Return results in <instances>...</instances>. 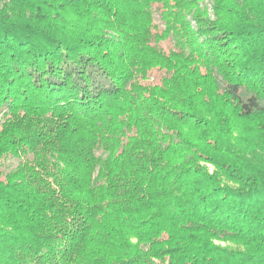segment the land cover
I'll use <instances>...</instances> for the list:
<instances>
[{"label": "trees", "instance_id": "16d2710c", "mask_svg": "<svg viewBox=\"0 0 264 264\" xmlns=\"http://www.w3.org/2000/svg\"><path fill=\"white\" fill-rule=\"evenodd\" d=\"M244 143L264 0H0V264H264Z\"/></svg>", "mask_w": 264, "mask_h": 264}, {"label": "rangeland", "instance_id": "374dc122", "mask_svg": "<svg viewBox=\"0 0 264 264\" xmlns=\"http://www.w3.org/2000/svg\"><path fill=\"white\" fill-rule=\"evenodd\" d=\"M206 3L208 5V8H209L208 11H209L210 15H213V9H212L213 3L210 1H206ZM156 23L158 25H160V27L163 29L162 21H161L159 15L156 16ZM168 45H169V43L163 44V46H168ZM255 134H256L255 132H250L248 129L246 131V130H244V128L243 129L238 128V137H239L238 138V144L240 143V137H241V141H242V140L247 139L249 137L253 138ZM244 145H245V148L248 149L252 153V155L253 154H255V155L259 154L262 157V159L264 160V152L262 150H259V149L264 147L263 143H259V145L257 146V148H259V149H256L255 147H253L250 144L247 145V143H244ZM252 155L250 157H252ZM20 162H21V159H18V158H12V157L7 158L4 161V164L1 168V171L3 172V174L10 173L11 171L15 170L18 167ZM201 165L206 168V170L209 174L218 173L216 166H214L213 164L202 163ZM221 177H222L223 182L226 183L227 185H229L231 187H237L233 182L228 181L225 178V176H221ZM223 245L230 246L232 248L240 247V246H237L236 244H233V243H223Z\"/></svg>", "mask_w": 264, "mask_h": 264}]
</instances>
